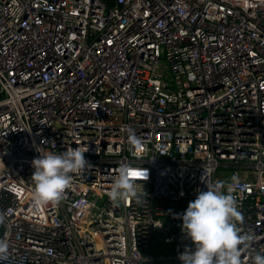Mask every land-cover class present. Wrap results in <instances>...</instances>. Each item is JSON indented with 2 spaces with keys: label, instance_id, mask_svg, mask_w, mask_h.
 Segmentation results:
<instances>
[{
  "label": "built area",
  "instance_id": "2783aa9c",
  "mask_svg": "<svg viewBox=\"0 0 264 264\" xmlns=\"http://www.w3.org/2000/svg\"><path fill=\"white\" fill-rule=\"evenodd\" d=\"M82 144L88 168L35 209L32 160ZM123 164L149 179L116 206ZM218 182L235 188L252 264L264 254V0H0V264H141L161 258L156 239L179 260L191 241L177 214Z\"/></svg>",
  "mask_w": 264,
  "mask_h": 264
},
{
  "label": "clouds",
  "instance_id": "9594fccd",
  "mask_svg": "<svg viewBox=\"0 0 264 264\" xmlns=\"http://www.w3.org/2000/svg\"><path fill=\"white\" fill-rule=\"evenodd\" d=\"M132 144L140 141L134 132L129 135ZM87 146L69 148L61 154L51 151L40 154L32 160V180L34 189L32 204L37 210L48 205H56L70 188L72 177L82 174L90 162L85 159ZM149 171L146 168H134L123 164L117 169V175L107 193L110 201L118 206L121 202L135 199L140 201L143 183L147 181ZM224 182L210 184L205 191H200L190 201L183 213L177 214L182 220L181 232L191 241V246L178 255L182 264H245L242 254L251 246L254 237L241 234L239 227L244 217L238 210L235 188L228 186L224 192ZM3 215H0V223ZM9 249L7 240L0 239V259H6ZM252 264H264V254L251 256Z\"/></svg>",
  "mask_w": 264,
  "mask_h": 264
},
{
  "label": "rangeland",
  "instance_id": "374dc122",
  "mask_svg": "<svg viewBox=\"0 0 264 264\" xmlns=\"http://www.w3.org/2000/svg\"><path fill=\"white\" fill-rule=\"evenodd\" d=\"M222 169L217 170V175L223 173ZM226 175H230V172L226 170ZM175 251V243L173 241L170 242H164V241H159L156 239L153 243L152 246V254L153 256L157 257H167L168 255L173 254Z\"/></svg>",
  "mask_w": 264,
  "mask_h": 264
},
{
  "label": "water",
  "instance_id": "95a60500",
  "mask_svg": "<svg viewBox=\"0 0 264 264\" xmlns=\"http://www.w3.org/2000/svg\"><path fill=\"white\" fill-rule=\"evenodd\" d=\"M141 264H182V262L174 258L161 257V258L145 260Z\"/></svg>",
  "mask_w": 264,
  "mask_h": 264
}]
</instances>
